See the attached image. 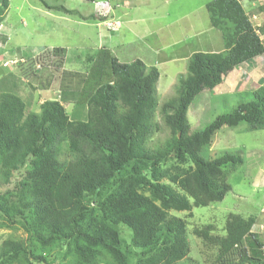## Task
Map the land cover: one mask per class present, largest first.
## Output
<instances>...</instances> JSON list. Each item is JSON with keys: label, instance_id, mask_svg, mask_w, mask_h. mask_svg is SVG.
I'll list each match as a JSON object with an SVG mask.
<instances>
[{"label": "trees", "instance_id": "trees-1", "mask_svg": "<svg viewBox=\"0 0 264 264\" xmlns=\"http://www.w3.org/2000/svg\"><path fill=\"white\" fill-rule=\"evenodd\" d=\"M8 9L9 0H0V26ZM206 9L224 49L194 53L175 93L162 102L156 67L120 63L106 48L85 58V73L63 70L57 79L64 89L79 88L84 121L72 120L57 99L32 111L16 92V77H1L0 227L21 224L29 237L3 241L0 264H185L189 224L178 214L193 216L194 208L222 202L232 192L230 175L244 164L239 155L209 160L202 151L223 128L264 130V85L234 92L238 106L203 130L189 122L202 92L264 56V41L241 0H211ZM65 56L63 48H43L30 73L20 68L25 75H38L36 66L58 72ZM256 223L253 215L230 213L221 231L210 223L193 234L215 251L213 264H264V254L255 247L250 254L246 244L250 237L264 248Z\"/></svg>", "mask_w": 264, "mask_h": 264}, {"label": "rangeland", "instance_id": "rangeland-1", "mask_svg": "<svg viewBox=\"0 0 264 264\" xmlns=\"http://www.w3.org/2000/svg\"><path fill=\"white\" fill-rule=\"evenodd\" d=\"M210 1L46 0L76 11V14H65L45 8L39 0H9L5 21L0 26V79L7 74L16 77V92L30 104L32 111H39L46 100L57 99L65 102L66 112L73 120L84 121L86 106L78 104V98L73 101L75 108L66 105L64 100L74 97L64 96L63 84L57 82L63 68L58 73L53 67L36 66L38 75L24 72H31L27 70L30 61L43 48L62 47L68 61L67 71L85 73V58L106 48L120 63L142 60L148 67H156L160 72L157 98L162 102L175 93L174 86L187 73L188 61L194 53L224 49L220 31L210 23L206 9ZM241 2L264 41V0ZM101 12L104 18L98 15ZM108 22H114L115 26L110 28ZM75 59L78 62L70 61ZM261 85H264V56L256 58V63L245 64L238 77L230 74L213 91L202 92L189 109L192 128L203 130L218 116L231 113L241 100L234 92L257 89ZM59 90L61 94L57 93ZM71 110L78 113L72 115ZM226 153L244 159L243 166L230 175L232 192L222 202L194 208L193 216L189 212L178 214L189 224L191 252L185 264H213L215 251L207 248L193 230L212 223L221 231L230 213L255 216L257 223L253 232L264 245V130L249 131L245 124L223 128L201 156L211 160ZM123 232L129 238L128 232ZM28 237L21 224L0 227V244L7 239L27 241ZM255 243L250 237L246 240L250 254L254 247L256 252L264 254V248Z\"/></svg>", "mask_w": 264, "mask_h": 264}, {"label": "crops", "instance_id": "crops-1", "mask_svg": "<svg viewBox=\"0 0 264 264\" xmlns=\"http://www.w3.org/2000/svg\"><path fill=\"white\" fill-rule=\"evenodd\" d=\"M56 48V47H55ZM60 48H62V47H60ZM64 49V48H63ZM66 57V56H65ZM263 57V56H262ZM258 59V58H257ZM71 62H77L78 60L77 59H75V60H70ZM68 61L67 60H65V65H64V67H63V70L64 71H67V69H66V63H67ZM253 63H256V59L253 61ZM245 64H247V63H245ZM245 64H243V65H241V66H239V67H237L232 73H231V75L232 76H234V78H236V77H238L239 76V72H240V70H242L243 69V67H244V65ZM254 68V67H253ZM252 68V69H253ZM237 69H239V70H237ZM251 69V70H252ZM163 75V74H162ZM68 89H64V91H63V95L65 96H70V95H73V100H71L70 98H67V99H64L65 101H66V105H70V106H72V107H74V105H73V101L75 100L76 101V99H77V96H78V91H79V88L77 87H75L73 84H69L68 85V87H67ZM62 91V90H61ZM61 91L59 90L57 93L59 94H61ZM68 92V93H67ZM50 100H52V99H50ZM63 103V105H64V107H66L65 106V102H62ZM75 108V107H74ZM72 111V115H73V113L75 112V113H78V111H75V110H71ZM71 118V117H70ZM72 119V118H71ZM73 119H75V118H73ZM72 119V120H73Z\"/></svg>", "mask_w": 264, "mask_h": 264}, {"label": "built area", "instance_id": "built-area-1", "mask_svg": "<svg viewBox=\"0 0 264 264\" xmlns=\"http://www.w3.org/2000/svg\"><path fill=\"white\" fill-rule=\"evenodd\" d=\"M102 15V18H104V12H101V13H98V15ZM107 25H109V27L110 28H113L114 26H115V24H114V22H108V24ZM7 65H9L8 63H5V65L4 66H7Z\"/></svg>", "mask_w": 264, "mask_h": 264}]
</instances>
